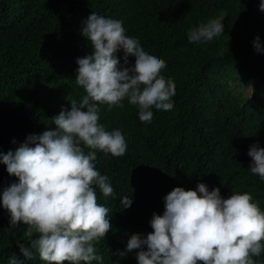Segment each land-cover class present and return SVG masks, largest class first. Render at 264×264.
Returning <instances> with one entry per match:
<instances>
[{
	"label": "trees",
	"instance_id": "obj_1",
	"mask_svg": "<svg viewBox=\"0 0 264 264\" xmlns=\"http://www.w3.org/2000/svg\"><path fill=\"white\" fill-rule=\"evenodd\" d=\"M260 2L0 0V152H14L29 135L55 130L52 118L86 94L75 78L77 59L94 53L81 32L94 12L122 21L126 35L166 62L161 75L176 84L173 108L153 107L150 123L140 121L138 106L127 99L122 108L98 104V122L106 131L120 130L127 142L120 157L96 150L95 167L115 193L105 198L96 187L112 225L105 238L94 242L103 264H138V250L124 258L117 253L126 249L131 234L153 231V213L163 214L164 197L175 187L195 190L204 183L209 191L219 188L223 198L248 192L264 211V180L250 172L248 155L254 144L264 148V53L253 46L257 36L264 45V32L236 36L257 24ZM217 18L224 33L206 43H189V30ZM117 56L123 64V52ZM134 63L129 57V66ZM230 79L249 84L250 95L240 98ZM12 183L18 178L0 163V195ZM125 196L132 199L128 208L121 204ZM27 227L23 222L11 226L0 202V264H9L13 256L20 264H46L31 245L39 234L28 237ZM254 259L264 264V252Z\"/></svg>",
	"mask_w": 264,
	"mask_h": 264
},
{
	"label": "clouds",
	"instance_id": "obj_2",
	"mask_svg": "<svg viewBox=\"0 0 264 264\" xmlns=\"http://www.w3.org/2000/svg\"><path fill=\"white\" fill-rule=\"evenodd\" d=\"M259 9L264 12V0ZM81 32L94 48L92 55L77 59L75 82L86 94L52 118L55 130L29 135L14 152H0V163L18 178L3 188L0 202L11 226L23 222L28 237L39 234L31 245L46 264H103L94 242L105 238L112 225L96 187L105 198L115 193L109 178L95 167L96 150L120 157L127 142L120 130L106 131L98 122V104L122 108L127 99L138 106L140 121L150 123V109L171 110L176 94L175 82L161 75L166 62L126 35L122 21L94 12ZM222 33L221 20L211 19L189 30L188 40L206 43ZM253 46L264 53L259 36ZM121 51L123 64L117 56ZM129 57L135 58L132 66ZM85 147L90 151L85 153ZM248 155L250 172L264 180V148L254 144ZM121 204L128 208L132 199L125 196ZM150 226L153 231L146 236L131 234L118 256L138 250V264H258L254 257L264 252V211L248 192L223 198L219 188L209 191L204 183L195 190L175 187L164 197L163 214L153 213ZM19 246L32 258L28 248ZM9 264L20 262L13 256Z\"/></svg>",
	"mask_w": 264,
	"mask_h": 264
},
{
	"label": "rangeland",
	"instance_id": "obj_3",
	"mask_svg": "<svg viewBox=\"0 0 264 264\" xmlns=\"http://www.w3.org/2000/svg\"><path fill=\"white\" fill-rule=\"evenodd\" d=\"M251 32L263 34L264 32V12L259 10L258 17H257V24L254 26H249V27L239 30L236 33V36L241 35L245 37ZM227 83L229 87L235 90V92L239 95L240 98L245 99L250 95L251 87L249 84L243 83L235 79H230L227 81Z\"/></svg>",
	"mask_w": 264,
	"mask_h": 264
}]
</instances>
